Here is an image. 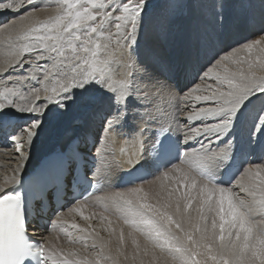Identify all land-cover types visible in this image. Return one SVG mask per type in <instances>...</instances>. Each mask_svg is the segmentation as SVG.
Instances as JSON below:
<instances>
[{
	"label": "snow or ice",
	"instance_id": "6c2138e0",
	"mask_svg": "<svg viewBox=\"0 0 264 264\" xmlns=\"http://www.w3.org/2000/svg\"><path fill=\"white\" fill-rule=\"evenodd\" d=\"M53 2L41 18L45 0H0V138L21 161L0 182V264H264V0ZM250 23L259 39L217 47ZM105 32L125 57L119 84L99 58ZM193 43L206 62L181 86L187 63L160 49ZM41 139L53 146L29 169ZM120 140L135 146L123 162ZM115 168L138 186L86 215L87 187ZM69 193L89 222L75 234L58 207ZM46 209L80 248L29 234Z\"/></svg>",
	"mask_w": 264,
	"mask_h": 264
},
{
	"label": "bare ground",
	"instance_id": "6f19581e",
	"mask_svg": "<svg viewBox=\"0 0 264 264\" xmlns=\"http://www.w3.org/2000/svg\"><path fill=\"white\" fill-rule=\"evenodd\" d=\"M55 11V8H48L46 7L42 13V17L44 15H47L48 13H52ZM4 16H0V20L4 19ZM259 25L255 23H250L248 26H237L234 27L233 30L230 32L229 36L222 41H218L217 47H226L227 45H232L233 47H237L239 45H243L244 43H250L256 38L253 36H256L257 34L259 35ZM253 37V38H252ZM258 37V36H257ZM260 36L257 38L259 39ZM105 43V42H104ZM147 44H145V51H149L152 47H154V43L150 40L146 41ZM106 45H108L106 43ZM111 47V46H110ZM109 47V49H110ZM103 51V49H101ZM7 52V47L3 44H0V60H2ZM160 52L163 56L170 58V59H176L180 60L181 62H186L188 65L187 71L179 76V81L180 85L184 86L185 84H189L191 80L194 78L196 74V69L206 62L205 55L203 51H200L199 54H197V50L195 47V44L193 43L191 46H182L178 49H168V48H161ZM108 55H112V51L108 52ZM119 56V63L118 71H116V61L114 64H110V61L112 60L111 57H108L107 55H99V58L101 60H106L109 61V68H110V74L112 76V79H114V83H119L123 79L125 69L122 67V63L125 59L123 56V51H121V54ZM117 56V57H118ZM121 57H124L121 59ZM121 61V62H120ZM116 71V72H115ZM124 142V140L118 141L114 145H110V148L114 151L115 153V159L117 161H126L129 157V155L132 154L133 151L128 152L125 154L123 157H119L116 153V148L117 146H121V143ZM52 143L49 141H46L44 139H41L38 141L32 148L31 152V159L28 162V168L31 169L35 167L43 155L52 147ZM27 147V146H25ZM12 157H16V150L15 147L11 145L3 146L2 148L0 147V182L3 181V178L5 176H11L13 169L16 167L18 163L21 161L17 157L16 159H12ZM120 172L119 168H115L111 174V177L115 174ZM145 188L148 187V183L145 182ZM138 186V185H137ZM126 189L123 190H110V189H105V191L101 194H98L94 197H92L89 201H86V203L89 205L91 204V200L99 197H103L105 195H108L112 192L115 191H125ZM94 206V205H93ZM96 208H91L87 207L84 209V212L86 215H88L90 212H101L104 211V202L100 201L99 199H96ZM65 215L63 217L64 220L68 221V225L66 226L69 231H72L75 234V229H72L70 225L72 223H78L82 226H87L88 221H85L79 213L76 212H69L66 211L64 212ZM111 215V213H106ZM112 219L115 220V216H112ZM90 223L96 227V230L100 232V235L107 238L108 233L105 229H101L99 227V220L93 218ZM114 227H118V225H113ZM129 229L125 227V232L127 233ZM46 242H50L55 246L58 247H63V248H80L81 245L78 243H69L67 236L65 235L64 231L61 230L60 225H56V228L53 229L50 233L45 234L44 236ZM141 243H143V237H140ZM115 246V243L113 242V247ZM129 251H130V245H129Z\"/></svg>",
	"mask_w": 264,
	"mask_h": 264
},
{
	"label": "rangeland",
	"instance_id": "374dc122",
	"mask_svg": "<svg viewBox=\"0 0 264 264\" xmlns=\"http://www.w3.org/2000/svg\"><path fill=\"white\" fill-rule=\"evenodd\" d=\"M45 2L47 3V7L48 8H56V4L53 2V0H45ZM260 36V35H256V36H253L254 38H258V37ZM252 37V38H253ZM105 42V43H104ZM100 43L102 44V48L101 49H103V51L101 50V52H100V54H102L103 56L104 55H107L108 57H111L112 58V60L110 61V64H114L115 63V61H116V71H118V69L120 68V67H118L117 65H118V63H119V56L118 55H120L121 54V51H122V49H121V47H120V45H118L117 43H116V37L113 35V36H111V37H109V34L107 33V32H105L104 34H103V37H102V39H101V41H100ZM106 43L108 44V45H106ZM147 44V43H146ZM111 46V47H110ZM109 47H110V49H109ZM110 51H112V55L110 56V55H108L109 53L108 52H110ZM118 56V57H117ZM123 56H124V54H123ZM122 58H124V57H121V59ZM109 62V61H108ZM121 62V61H120ZM200 68V67H199ZM197 71H199V69L197 68L196 69ZM115 71V72H116ZM113 81H114V79H113ZM120 82V81H119ZM116 84H119V83H116ZM96 204V203H95ZM95 204H93V203H91V204H89L88 205V207H91V208H96L95 207ZM94 205V206H93Z\"/></svg>",
	"mask_w": 264,
	"mask_h": 264
}]
</instances>
